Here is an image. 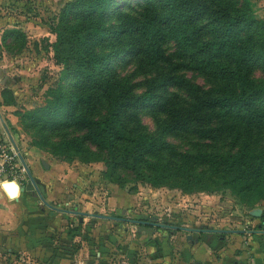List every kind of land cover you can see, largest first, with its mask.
<instances>
[{
  "label": "trees",
  "instance_id": "trees-1",
  "mask_svg": "<svg viewBox=\"0 0 264 264\" xmlns=\"http://www.w3.org/2000/svg\"><path fill=\"white\" fill-rule=\"evenodd\" d=\"M120 2L67 0L59 10L54 56L60 79L73 82L49 90L29 115L43 145L102 163L111 183L126 182L128 171L153 187L221 184L264 198V20L251 1L144 0L128 10ZM123 56L141 80L111 68ZM256 68L263 78L252 77ZM142 109L157 118L154 132ZM180 134L196 139L189 150L167 139Z\"/></svg>",
  "mask_w": 264,
  "mask_h": 264
},
{
  "label": "rangeland",
  "instance_id": "rangeland-1",
  "mask_svg": "<svg viewBox=\"0 0 264 264\" xmlns=\"http://www.w3.org/2000/svg\"><path fill=\"white\" fill-rule=\"evenodd\" d=\"M66 1L0 0V121L5 122L14 138L13 144L24 159L31 154L40 157V162L55 159L72 171L61 201H68L69 205H58L68 211L60 214L64 222L56 224L59 228L53 236L54 242L48 239L46 232L40 234L39 251L50 250L52 243L58 251L59 264L67 259L70 264H77L78 251L88 253L87 264H94L96 251H104L103 264H128L127 254L132 251L130 246L134 241L122 234L128 227L136 234L139 222L156 223L155 228L161 232L173 229L167 225L233 230L258 228L264 215L258 218L251 211L261 209L264 214V198H248L221 184L188 191L171 183L153 187L128 171H123L126 182L111 183L102 175V163H84L56 154L51 146L43 145L29 115L50 99L49 90L60 85L65 91L73 82L60 79L62 64L55 58L53 47L57 36L51 29ZM120 1L127 10L144 3V0ZM250 1L256 15L264 20V0ZM128 58L112 60L111 68L121 75L133 74L132 82L141 80L143 76L134 69V60ZM184 74L204 88L210 87L202 75L192 71H184ZM252 77L263 78L262 70L256 68ZM141 89L138 87L136 92ZM140 118L148 131L156 130L157 118L148 109L140 111ZM167 139L182 151L189 150L191 141H196L187 134L171 135ZM258 145L264 148V137ZM28 181L25 173L17 183L25 188ZM111 185L116 190L114 193ZM113 196L118 205L112 204ZM116 232H119L117 238ZM1 235L0 264H52L44 256L24 254L23 251H30L33 245L30 236L22 244L15 238L13 229ZM135 245L136 257L148 251L147 246L144 249L138 242ZM116 251H122L117 258Z\"/></svg>",
  "mask_w": 264,
  "mask_h": 264
},
{
  "label": "crops",
  "instance_id": "crops-1",
  "mask_svg": "<svg viewBox=\"0 0 264 264\" xmlns=\"http://www.w3.org/2000/svg\"><path fill=\"white\" fill-rule=\"evenodd\" d=\"M0 139L14 143V138L3 120L0 121ZM30 156V158L29 156L26 159L22 158L26 174L28 171L34 181L33 190L26 188L22 190L20 183L16 182L18 189L14 195H10L5 189L6 186L4 187L7 181L0 183V236L13 229L15 238L22 244L30 236L33 245L30 251H23L24 254L30 252L36 257L44 256L49 263L59 264L58 251L52 243L50 250L39 251L41 248H38L39 236L46 232L48 239L54 242L53 236L59 228L56 224L61 225L64 222L60 214L67 211L58 205L62 203L69 205L68 201H61L66 186L70 184L72 171L65 166L64 162L55 159L40 162V157L32 156V154ZM111 186L110 190L114 193L116 190L113 185ZM39 193L45 204L42 201L38 202ZM113 198L112 204L118 205L119 202L114 196ZM262 215L264 214L261 213L257 217ZM143 216L145 219L149 218L148 215ZM155 224L147 221L143 224L153 228V233L138 231L140 225H137L136 234L131 227L122 234L125 237H132L134 241L130 246L132 251H128L127 254L128 264H264V217L261 218L258 228L253 230L167 225L166 227L173 229L161 232L155 228ZM117 233L119 232H116V238ZM136 242L140 243V247L143 246L145 249L147 246L148 249V251L140 252L138 257L133 251L136 248ZM103 252L96 251L97 258L94 259V264H103ZM121 252L116 251V258ZM76 256L77 264L88 263L86 251H78ZM66 257L68 258L69 255ZM61 264H70V262L67 259Z\"/></svg>",
  "mask_w": 264,
  "mask_h": 264
},
{
  "label": "built area",
  "instance_id": "built-area-1",
  "mask_svg": "<svg viewBox=\"0 0 264 264\" xmlns=\"http://www.w3.org/2000/svg\"><path fill=\"white\" fill-rule=\"evenodd\" d=\"M25 173V163L16 146L0 139V183L17 182Z\"/></svg>",
  "mask_w": 264,
  "mask_h": 264
},
{
  "label": "water",
  "instance_id": "water-1",
  "mask_svg": "<svg viewBox=\"0 0 264 264\" xmlns=\"http://www.w3.org/2000/svg\"><path fill=\"white\" fill-rule=\"evenodd\" d=\"M27 174H28V177H29V181L26 183V187L25 188L27 190H33V187H35L34 181H33L32 177H31V175L29 174L28 171H27ZM5 183H12L10 189H11V191L13 193L10 194V195H14L16 193V190L18 189V184L15 181H7ZM4 187H5V185H4ZM20 189L23 190L22 187ZM38 196L40 198V199H38V202L42 201L45 204V201L43 200V198H42L40 193L38 194ZM261 213H262L261 209H254V210L251 211V214L254 215V216H260ZM143 224H144V222H139L140 226L138 227V231H141V232H144V233H153L154 232L153 228H150V227H148L146 225H143Z\"/></svg>",
  "mask_w": 264,
  "mask_h": 264
},
{
  "label": "bare ground",
  "instance_id": "bare-ground-1",
  "mask_svg": "<svg viewBox=\"0 0 264 264\" xmlns=\"http://www.w3.org/2000/svg\"><path fill=\"white\" fill-rule=\"evenodd\" d=\"M12 183H5L4 185L6 186V190L9 194H12L13 192L11 191L10 187H11ZM13 198V197H12Z\"/></svg>",
  "mask_w": 264,
  "mask_h": 264
}]
</instances>
